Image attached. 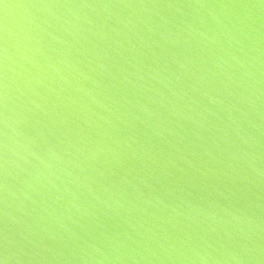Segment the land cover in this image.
<instances>
[{
	"label": "water",
	"instance_id": "1",
	"mask_svg": "<svg viewBox=\"0 0 264 264\" xmlns=\"http://www.w3.org/2000/svg\"><path fill=\"white\" fill-rule=\"evenodd\" d=\"M0 261L264 264V3L2 0Z\"/></svg>",
	"mask_w": 264,
	"mask_h": 264
},
{
	"label": "snow or ice",
	"instance_id": "2",
	"mask_svg": "<svg viewBox=\"0 0 264 264\" xmlns=\"http://www.w3.org/2000/svg\"><path fill=\"white\" fill-rule=\"evenodd\" d=\"M2 2V0H0ZM262 3H264V0H261ZM0 264H3V261H0Z\"/></svg>",
	"mask_w": 264,
	"mask_h": 264
}]
</instances>
